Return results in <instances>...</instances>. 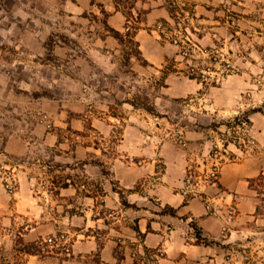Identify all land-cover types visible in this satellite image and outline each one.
<instances>
[{
    "label": "crops",
    "instance_id": "crops-1",
    "mask_svg": "<svg viewBox=\"0 0 264 264\" xmlns=\"http://www.w3.org/2000/svg\"><path fill=\"white\" fill-rule=\"evenodd\" d=\"M72 1L71 10L76 13L72 17L91 22L78 13L100 5L108 14L107 24L123 36V40L109 34L91 37L94 41L89 48L91 55L104 72L115 70L116 64L111 62L113 49L116 44L126 46L125 39H130L127 30L132 31L129 41L136 44L139 54L149 66L165 73L162 87L166 93H174L176 85L178 88L195 86L197 91L205 84L209 85L222 106L223 117L245 113L237 123L243 134L235 135L232 145L230 140H224L225 137L209 140L202 131L189 128L184 132L187 147L164 141L156 151L154 136L144 132V126L148 124L136 117L137 113L141 116L143 110L154 112L136 100L131 103L125 97L116 100L115 105L126 112L123 119L127 122L118 147L128 152L132 160L117 158L109 164L115 178L127 189L129 204L123 202L118 209L112 208L117 207L120 193L108 187L101 212L96 206L95 194L80 192L72 182L55 191L41 188L44 183L41 151L48 147L60 148L64 143L60 132L64 128L68 132L75 128L77 118L72 113L68 115L69 107L60 104V99L57 102L56 98L40 106L46 99L37 98L39 105L33 108L37 112L47 111L51 115L50 125L25 118L26 112L35 113L31 107L17 108L23 117L13 116L15 107L11 110L6 106L5 113L0 107V171L3 169L14 175L17 183L16 190L8 192L0 173V264H15L17 232L27 243L46 242L54 239L52 236H60L61 232H70L72 237L67 253L56 250L42 256L37 252H22L26 256L25 264H250V245L259 248L257 237L264 234V214L252 215L258 222L251 226L244 219L248 214L250 217V211L255 212L253 197L250 199L254 192L251 181L264 173V156L250 154V110L231 108L235 106L234 97H241L244 86L250 81L242 74L244 70L238 76H225L222 83L199 81L195 77L187 80L185 69L194 65L200 71L209 69L217 73L218 68H225L224 62L217 59L213 62L210 53L218 57L225 56L226 52L233 54L238 39L246 40L244 37H247L244 43L247 46L250 28L256 29L253 24L258 17L264 19V0H236L240 20L235 33H231L219 17L221 0H134L130 17L120 8L123 3L115 0ZM171 2H177L176 6ZM176 37L193 57L188 56L186 61L179 59V44L173 41ZM221 39L228 42L221 43ZM100 45H106L108 49L101 52ZM108 82L109 86L116 83L115 78ZM119 82L120 79L117 84ZM235 93L238 94L235 96ZM242 104L250 107L248 101ZM75 106L78 109V104ZM70 108L72 112L74 108ZM115 109L116 106L112 107V111ZM203 114L198 113L212 116L210 112ZM104 115L109 119H120L115 113L104 112ZM92 124L103 125L105 134L112 130L107 126H113L102 117L93 118ZM225 126L229 127L226 123L218 126L222 136L228 129ZM254 127L259 143L264 145V115L257 117ZM27 133L36 143L26 140ZM216 143L219 149L213 154L212 147ZM144 154L149 157L134 160L133 156L140 158ZM157 154L164 163L165 170L161 173ZM83 166L86 178L93 179L95 163L88 160ZM187 174L189 184L182 194L180 187L184 186ZM73 177L78 179L79 175ZM139 183L142 185L136 188ZM234 200L245 213L228 225L223 223L217 209ZM207 202L215 210H210ZM111 214L114 217L110 219ZM225 225L227 228L224 229ZM260 252L262 250L253 255L259 262ZM228 254H231V261H225Z\"/></svg>",
    "mask_w": 264,
    "mask_h": 264
},
{
    "label": "rangeland",
    "instance_id": "rangeland-1",
    "mask_svg": "<svg viewBox=\"0 0 264 264\" xmlns=\"http://www.w3.org/2000/svg\"><path fill=\"white\" fill-rule=\"evenodd\" d=\"M115 1L123 3L120 8L128 17L133 14L131 6L134 0ZM72 2V0H0V107L3 112L5 113L6 106L11 110L15 107L13 116L21 117L22 114L17 112V108L31 107L30 109L34 110L33 106L39 105L37 98L46 99L40 102V106L56 98L57 102L60 99V104L69 107V116L72 113L77 118L75 128L71 132H68L67 128L60 132V138L64 142L60 148L48 147L47 150L41 151V164H44V166L41 165V175L44 177V183L41 185L43 190L55 191L72 182L80 192L94 193L96 206L99 211L103 212L102 205L106 203L104 192L109 187L111 191L116 190L120 193L119 199L116 200L117 207L112 208L118 209L123 202L125 205L129 204L127 189L115 178L109 164L117 158L130 162L132 160L128 152L118 147L124 136V127L127 122L123 119L126 112H122L115 105V101H120L123 97L127 98L130 103L136 100L155 113L143 110L142 115L138 116L139 113H137L136 117L143 124H148L144 126V132H147L149 136H154L156 151L164 141L187 147L184 132L189 128L202 131L209 140L225 137V141L230 140L232 145L234 144L235 135H239L241 131L237 128L238 118L245 116V113L228 114L223 117L220 112L222 106L215 97V91L211 90L213 88L207 84L198 91L195 86L188 85L178 88L176 85L174 93H166L165 88L162 87L165 73L158 72L154 67L149 66L139 54L136 44L129 41V38L125 39L127 40L125 41L126 46L116 44L113 49L111 62L116 64L115 70L112 73L104 72L103 68L94 61L89 48L94 42L91 38L94 34L95 37H104L107 34L115 36L110 30L112 27L107 24L108 14L103 7L96 4L78 13L91 21L82 22L78 20L79 18L72 17L76 14L71 10ZM176 4L177 2H171L172 6ZM235 4L236 0H221L220 6L219 17L231 33H235L240 20V12ZM90 25L93 27L91 28ZM253 26L256 29L252 31L250 28V43L247 46L244 45L247 37H244L246 40L238 39V45L234 46L233 54L226 52L225 56L218 57L210 53L209 57L213 62L216 59L224 62L225 68H218L219 71L213 73L209 69L207 72L200 71L196 66L190 65V68L185 69V77L187 80L195 77L199 81L222 83L226 79L225 76L229 74L238 76L242 70L245 71L242 74L249 79L250 83L244 86L241 97H237L238 93H235L236 97L233 102L235 106L231 108L250 110V154L262 157L264 156V145L259 143L254 122L257 117L261 118L264 115V19L258 17ZM10 32H13V35ZM173 41L179 44V59L186 61L188 56L193 57V54L188 53L186 45L181 43L177 37ZM220 42L228 41L221 39ZM103 47L100 45L99 50L108 49L106 45ZM104 53L107 52L104 51ZM241 64H244L243 67ZM113 78L116 83L113 82L114 84L109 86L107 83ZM118 79L120 82L117 84ZM200 96L204 97L200 99ZM247 101L250 107H243L242 103ZM75 104H78V109ZM109 104L110 109H108ZM114 106L116 109L112 111ZM70 107L74 108L72 112ZM104 112L115 113L120 116V119H109ZM207 112H210L212 116H203V113ZM29 113L24 114L25 118H30L34 122H46L50 125L51 115L47 111H35L31 115ZM198 113L203 115L200 116ZM99 117L113 125L107 126L112 129L110 134H105L103 125L93 126V118ZM222 123L229 125V127L225 126L228 129L224 136L218 130V126ZM240 133L243 134V132ZM25 136L27 141L36 143L30 134L27 133ZM216 144L212 147L213 154L219 149ZM133 157L134 160L139 161L149 155L144 154L140 158ZM156 158L158 171L161 173L165 170L164 163L159 154ZM88 160L95 163L96 176L93 179H87L83 169V163ZM76 175H79L78 179L73 177ZM68 177H72L71 181H67ZM142 183L136 185V188H139ZM188 184L187 174L184 186L180 187L182 194H185ZM251 186L254 192L250 195V199L253 197L252 204L256 206L253 210L255 212L250 211V217H247L248 214L244 219L247 223L250 222V226L258 222L257 218L252 215L264 214V173L252 179ZM229 203L237 207V212L228 225L245 213H242L240 206L234 200L218 206L217 210L220 215H223ZM113 217L112 214L109 216L110 219ZM262 218L264 219V215ZM221 220L224 223L222 218ZM52 237L54 239H48L46 242L41 240L27 243L17 232L15 264H25L26 256L22 253L24 251L37 252L42 256L50 255L56 250L67 253L72 243L70 232H61L60 236ZM257 239L259 248L256 249L250 245V264H264V234ZM259 250H262L260 252L261 262L253 258L254 253L256 254ZM224 258L225 261H231V254Z\"/></svg>",
    "mask_w": 264,
    "mask_h": 264
},
{
    "label": "built area",
    "instance_id": "built-area-1",
    "mask_svg": "<svg viewBox=\"0 0 264 264\" xmlns=\"http://www.w3.org/2000/svg\"><path fill=\"white\" fill-rule=\"evenodd\" d=\"M127 29H129V28H127ZM228 66H230L229 63H228ZM184 145H186V143H184ZM0 173H1L2 177H3L5 188L7 189L8 192L13 193L16 190V188H17V183H16L15 176L12 175V174H8L4 170H1ZM189 174L191 175V171H189ZM206 205H207L208 208H210V210H212V211L215 210L213 208V206L211 205V203L207 202ZM236 212H237V207L233 203H229L226 206V209L224 210L223 215L219 214V216H220V218H222L224 220L225 224H228V223H230L232 221V219H233L234 215L236 214ZM226 226L227 225L224 226V229L227 228Z\"/></svg>",
    "mask_w": 264,
    "mask_h": 264
},
{
    "label": "trees",
    "instance_id": "trees-1",
    "mask_svg": "<svg viewBox=\"0 0 264 264\" xmlns=\"http://www.w3.org/2000/svg\"><path fill=\"white\" fill-rule=\"evenodd\" d=\"M110 30H111L112 32H114V34H115L116 37H118L119 39L123 40V36L119 33V31H117V30H115V29H113V28H111ZM126 35H127V37H130V39L132 40V36H131V34H130L129 31L127 32ZM192 70H194V69H192Z\"/></svg>",
    "mask_w": 264,
    "mask_h": 264
}]
</instances>
